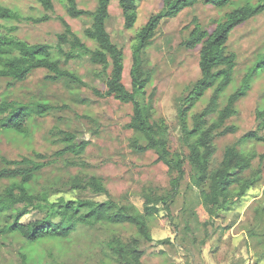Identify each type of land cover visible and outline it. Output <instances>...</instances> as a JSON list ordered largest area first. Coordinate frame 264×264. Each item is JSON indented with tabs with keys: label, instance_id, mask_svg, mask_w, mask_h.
Listing matches in <instances>:
<instances>
[{
	"label": "rangeland",
	"instance_id": "374dc122",
	"mask_svg": "<svg viewBox=\"0 0 264 264\" xmlns=\"http://www.w3.org/2000/svg\"><path fill=\"white\" fill-rule=\"evenodd\" d=\"M75 1L81 10L93 11L96 5L95 0ZM228 1L227 6L218 9L200 0L177 17L162 21L152 45L143 53L144 71L151 77L146 93L153 92L154 117L165 121L168 148L172 153L187 154L181 142L177 112L182 97L200 77L198 49L189 50L181 44L188 37L194 20L203 30L211 32L231 10L245 3L253 5L257 2ZM51 2L53 11L48 13V22L32 24L21 21L5 25L16 26L15 35L29 44L55 47L57 35L63 31L58 20L61 18L88 48H94L93 43L83 36L90 20L68 17L64 0ZM0 6L16 10L24 17L44 15L36 0H0ZM161 9V0H136L135 25L132 30H125L117 0L110 2L106 30L111 41L123 51L122 83L127 90H130L131 45L135 33ZM226 46L229 52L236 55V67L233 80L220 99L219 108L239 86L244 73L258 55L264 52V13L234 28ZM62 68L78 76L85 86L63 80H47L46 77L51 75L43 69L33 71L21 83L0 78L1 101L51 107L46 115L28 119L26 134L6 131L0 126V170L7 167L2 158L8 161L24 157L34 159L36 152L53 158V154L63 147L60 134L64 131L74 134L77 141L89 142L85 152L76 157L65 155L43 169L29 186L32 193L52 189L56 192L52 193L51 201L58 197L67 201L87 199L96 203L111 199L117 204L115 212L124 205L141 210L140 195L148 190L156 196L169 195V183L174 175L156 161L154 152L137 153L132 149L133 140L137 139L141 145L146 142L125 127L132 113L131 105L100 96L105 90L104 83L96 76L100 68L90 64L85 57L69 61ZM259 71L247 96L236 104V116L226 123V126L236 127L235 133L215 138L216 151L211 167L219 164L227 147L235 144L242 135L256 130V112L264 108V70L261 68ZM210 94L211 91H207L191 109L190 125L191 117L202 112ZM258 134L264 136V131ZM244 148L256 156L264 152L261 142L252 141ZM257 162L256 157L252 166L255 169L259 167L260 176L246 196L211 218L201 206L198 191L191 186L190 166L185 163L186 175L177 196L169 205V213L166 214L159 206L160 212L148 222L153 239L151 243L141 240L136 229L128 223H101L93 227H79L67 240L39 246L33 263L39 264L40 260L41 264H114L105 249V243L114 237L123 243L138 239L139 250L143 252L142 264H264V159L259 166ZM91 176L103 182L109 198L91 191L77 193L68 188L73 179L84 180ZM8 185V181L0 180V193ZM9 215L4 213L0 216V228L11 222ZM43 216L44 213L30 210L21 222L26 224ZM26 251L25 243L19 236L0 234V264H19L20 253Z\"/></svg>",
	"mask_w": 264,
	"mask_h": 264
},
{
	"label": "trees",
	"instance_id": "16d2710c",
	"mask_svg": "<svg viewBox=\"0 0 264 264\" xmlns=\"http://www.w3.org/2000/svg\"><path fill=\"white\" fill-rule=\"evenodd\" d=\"M36 1L44 11V15L36 18L24 17L16 10L0 6V78L21 83L33 71L43 69L51 75L46 77L47 80H63L77 86H85L78 76L62 67L69 61L87 58L90 64L100 68L96 76L105 86L100 96L131 105L132 113L125 127L146 142L141 145L135 139L131 142L132 149L137 153L154 152L156 161L165 165L174 177L169 183V195L156 196L148 190L140 195L141 210L124 205L115 212L117 204L111 199L96 203L87 199L67 201L58 197L51 201L50 198L54 195L52 193L56 192L52 189L37 193L30 191L29 186L36 176L46 167L56 163L57 159L65 155L76 157L85 152L89 142L77 141L74 134L61 131L63 147L53 154V158H46L37 152L34 159L24 157L8 161L2 158V163L7 167L0 170V180L8 181L9 185L0 193V216L10 213L8 220L11 222L0 228V234L17 235L25 243L27 251L20 253L19 264H34L33 259L39 246L67 240L79 227H93L101 223H128L136 229L141 240L151 243L153 239L148 222L153 215L160 212L159 206L166 214L169 213V205L177 196L186 175L185 163L190 166L191 186L198 191L201 206L206 209L210 218L246 196L249 188L260 176L259 167L255 169L252 162L257 157L259 166L264 159V152L256 156L246 151L244 146L252 141L264 144V136L258 134L264 131V108L256 112V130L242 135L235 144L227 147L216 167H211V163L216 151L215 138L235 133L236 127L226 126V123L236 116V104L249 93L253 78L261 68L264 70L263 52L244 73L239 86L228 95L224 106L219 108L220 99L232 82L236 67V55L228 51L226 43L234 28L264 13V0H257L253 5L245 3L231 10L211 32L203 30L195 20L192 22L193 27L181 45L189 50L198 49L200 77L182 97L177 112L181 142L187 154L172 153L168 148V127L162 118L154 117L153 92L148 95L146 93L151 77L144 71L142 57L144 51L152 45L162 21L177 17L183 10L194 7L200 0H161L162 9L150 16L145 25L136 31L131 45L130 90L122 83L123 51L111 41L106 30L111 0H95L93 11L79 9L75 0H64L68 17H84L90 20V26L84 30L83 36L93 43L92 49L88 48L61 18L58 20L63 31L57 35L55 47L49 44H29L19 39L15 35L17 27L6 26L5 23L27 21L42 24L50 20L48 13L53 11L51 0ZM117 3L124 29L132 30L137 19L136 0H117ZM205 3L222 9L229 1L205 0ZM207 91H211L207 105L201 113L191 117L190 125V111ZM50 110L51 107L46 104L28 106L0 100V117H3L0 126L6 131L26 134L28 119L32 116L42 117ZM68 188L77 193L91 191L109 198L103 182L94 176L84 180L73 179ZM30 210H37L44 213V216L23 224L21 219ZM105 249L114 264H142L143 252L139 250L138 239L123 243L119 238L112 237L105 243Z\"/></svg>",
	"mask_w": 264,
	"mask_h": 264
}]
</instances>
